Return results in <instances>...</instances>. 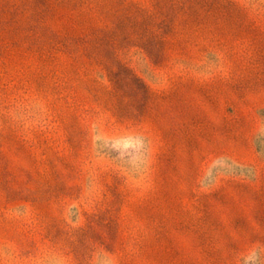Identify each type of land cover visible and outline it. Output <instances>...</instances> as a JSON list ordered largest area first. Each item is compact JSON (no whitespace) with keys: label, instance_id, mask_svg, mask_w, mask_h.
Segmentation results:
<instances>
[{"label":"rangeland","instance_id":"obj_1","mask_svg":"<svg viewBox=\"0 0 264 264\" xmlns=\"http://www.w3.org/2000/svg\"><path fill=\"white\" fill-rule=\"evenodd\" d=\"M0 264H264V0H0Z\"/></svg>","mask_w":264,"mask_h":264}]
</instances>
